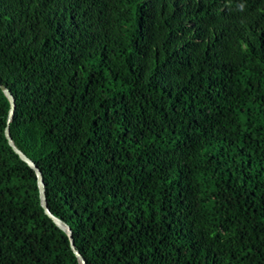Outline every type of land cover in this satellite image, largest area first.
I'll return each mask as SVG.
<instances>
[{"label": "trees", "instance_id": "1", "mask_svg": "<svg viewBox=\"0 0 264 264\" xmlns=\"http://www.w3.org/2000/svg\"><path fill=\"white\" fill-rule=\"evenodd\" d=\"M0 264H264V0H0Z\"/></svg>", "mask_w": 264, "mask_h": 264}, {"label": "water", "instance_id": "2", "mask_svg": "<svg viewBox=\"0 0 264 264\" xmlns=\"http://www.w3.org/2000/svg\"><path fill=\"white\" fill-rule=\"evenodd\" d=\"M0 87L11 102V110H10L9 121H8V122H10L12 119V116L14 114V110H15V99H14L11 91L6 86L0 84ZM5 134H6V137L8 139V142H9L10 146L13 148V150L20 156V158L22 160L27 162L29 164V166H31L35 170V172L37 174V178H38V186H39V190H40L41 205L44 208L45 213L54 221V223L60 229H62L64 232L67 233V235L69 236V239H70L71 248H72L73 252L75 253V255L77 256L79 263L80 264H87L85 259L83 258V256L81 255V253L77 250V248L75 246V241L73 238L71 228L65 222H63L61 219L54 216L48 207L45 184H44V180L42 178L41 171L39 170V168H37V166L34 164L33 161H31L20 149L17 148V146L15 145V143L11 137L9 126L6 128Z\"/></svg>", "mask_w": 264, "mask_h": 264}]
</instances>
